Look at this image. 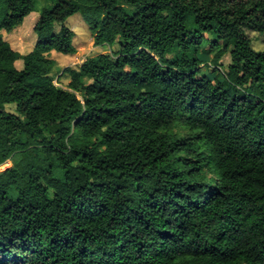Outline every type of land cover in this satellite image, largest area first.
<instances>
[{"label":"trees","instance_id":"1","mask_svg":"<svg viewBox=\"0 0 264 264\" xmlns=\"http://www.w3.org/2000/svg\"><path fill=\"white\" fill-rule=\"evenodd\" d=\"M37 1L0 0V264H264V0ZM76 13L119 47L61 87Z\"/></svg>","mask_w":264,"mask_h":264},{"label":"rangeland","instance_id":"2","mask_svg":"<svg viewBox=\"0 0 264 264\" xmlns=\"http://www.w3.org/2000/svg\"><path fill=\"white\" fill-rule=\"evenodd\" d=\"M50 0L45 1H37L36 6L38 8L49 5ZM38 11L31 12L27 15L23 23L18 26L17 28L13 29L11 32L6 33L2 31L3 38L7 40L11 47L21 54L28 53L34 45L36 40V34L33 31L34 22L38 18ZM65 25L74 31L75 36L73 38V45L77 49V52L73 55H67L63 53H59L56 51H51L49 53V57L56 60V66L53 71L54 78L53 81L56 85L64 87L68 81V75H62L59 78L57 76L61 74L62 69L65 67H78L84 60L89 57L96 56L100 53H111L118 50L119 42L118 40L112 46H108L106 44L97 46L93 43L92 34L89 31V24L82 18L80 13L73 14L72 16L68 17L65 21ZM248 36L251 39L252 47L255 50H262L264 49V38L263 36L259 35L256 32L247 31ZM211 39L209 35L206 37ZM207 47H204L205 52V61H210L214 52L208 53ZM221 66L224 70L225 66L229 63V56L228 53H225L221 60ZM15 66L17 68H21L23 66L22 60H17L15 62ZM211 67V66H210ZM78 97L80 95L78 94ZM6 108L8 110H13L14 105H7ZM13 164V159L6 160L3 164L0 165V171L4 170L5 168L11 167Z\"/></svg>","mask_w":264,"mask_h":264}]
</instances>
